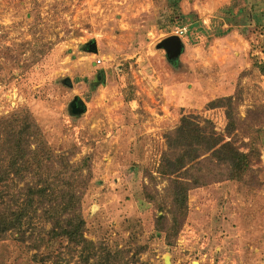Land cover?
<instances>
[{
    "label": "rangeland",
    "instance_id": "1",
    "mask_svg": "<svg viewBox=\"0 0 264 264\" xmlns=\"http://www.w3.org/2000/svg\"><path fill=\"white\" fill-rule=\"evenodd\" d=\"M181 27V51L167 52L162 41ZM75 97L84 112L72 113ZM226 97L230 135L225 109H207ZM20 111L32 148L81 166L83 237L99 257L264 264V0H0V131ZM188 115L249 153L252 171L190 190L175 232L173 177L158 170L165 135ZM49 230L8 234L0 264H83V247Z\"/></svg>",
    "mask_w": 264,
    "mask_h": 264
},
{
    "label": "trees",
    "instance_id": "2",
    "mask_svg": "<svg viewBox=\"0 0 264 264\" xmlns=\"http://www.w3.org/2000/svg\"><path fill=\"white\" fill-rule=\"evenodd\" d=\"M242 13L240 10L238 14ZM232 105L230 97L207 104L210 110L225 109L228 135L236 130ZM14 116L16 123L7 125L9 120H4L2 124L8 127L1 125L0 131V241L8 234L24 235L26 229L42 222L50 225L48 235L83 247V264L89 259H93L92 264H117L109 255L99 257L96 246L83 237L81 182L85 179H77L81 166L71 165L61 155L39 146L32 148L35 126L21 111ZM165 144L158 172L173 177L171 212L175 219L171 229L175 232L186 215L190 190L211 181H244L252 171L249 153L217 134L210 121L200 122L194 115L182 116L175 130L165 135ZM16 182H23V186Z\"/></svg>",
    "mask_w": 264,
    "mask_h": 264
},
{
    "label": "water",
    "instance_id": "3",
    "mask_svg": "<svg viewBox=\"0 0 264 264\" xmlns=\"http://www.w3.org/2000/svg\"><path fill=\"white\" fill-rule=\"evenodd\" d=\"M162 47L169 53H173V54H178L181 49H182V42L181 39L178 38L177 36H169L167 38H165L162 41ZM89 51L91 53H97V46L95 42H92L89 48ZM100 77L103 78L104 81V72H100ZM64 84L67 85L68 87H71V81L69 79H66L64 81ZM71 111L74 114L77 113H82L85 111V104L83 103V101L79 98V97H75L72 104H71Z\"/></svg>",
    "mask_w": 264,
    "mask_h": 264
},
{
    "label": "built area",
    "instance_id": "4",
    "mask_svg": "<svg viewBox=\"0 0 264 264\" xmlns=\"http://www.w3.org/2000/svg\"><path fill=\"white\" fill-rule=\"evenodd\" d=\"M186 34H187V28L186 27H181V28H179L173 32V35L177 36L180 39L184 38L186 36Z\"/></svg>",
    "mask_w": 264,
    "mask_h": 264
},
{
    "label": "flooded vegetation",
    "instance_id": "5",
    "mask_svg": "<svg viewBox=\"0 0 264 264\" xmlns=\"http://www.w3.org/2000/svg\"><path fill=\"white\" fill-rule=\"evenodd\" d=\"M101 78V77H100Z\"/></svg>",
    "mask_w": 264,
    "mask_h": 264
}]
</instances>
